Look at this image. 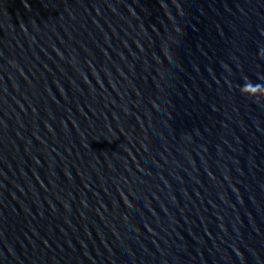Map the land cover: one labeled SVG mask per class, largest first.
Instances as JSON below:
<instances>
[{
  "label": "water",
  "instance_id": "95a60500",
  "mask_svg": "<svg viewBox=\"0 0 264 264\" xmlns=\"http://www.w3.org/2000/svg\"><path fill=\"white\" fill-rule=\"evenodd\" d=\"M0 264H264V0H0Z\"/></svg>",
  "mask_w": 264,
  "mask_h": 264
}]
</instances>
